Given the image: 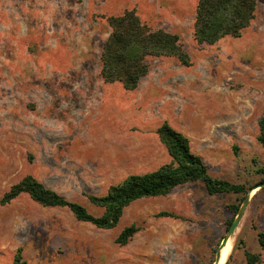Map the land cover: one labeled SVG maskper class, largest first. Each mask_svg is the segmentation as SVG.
Returning <instances> with one entry per match:
<instances>
[{
    "label": "rangeland",
    "instance_id": "374dc122",
    "mask_svg": "<svg viewBox=\"0 0 264 264\" xmlns=\"http://www.w3.org/2000/svg\"><path fill=\"white\" fill-rule=\"evenodd\" d=\"M255 1L254 20L239 38L199 45L192 34L197 0H0V199L31 176L99 216L87 195H104L127 176L170 161L155 134L164 122L187 137L211 177L248 193L264 180V147L256 140L264 110V0ZM125 11L176 34L191 66L147 58L136 89L104 83L107 18ZM245 194L208 195L202 183H186L132 202L114 228L98 229L22 193L0 204V264H13L18 249L26 264H212L235 216L228 206H240ZM132 224L136 234L115 244ZM259 233L264 188L251 192L219 264H245V253L264 264Z\"/></svg>",
    "mask_w": 264,
    "mask_h": 264
},
{
    "label": "trees",
    "instance_id": "16d2710c",
    "mask_svg": "<svg viewBox=\"0 0 264 264\" xmlns=\"http://www.w3.org/2000/svg\"><path fill=\"white\" fill-rule=\"evenodd\" d=\"M255 11V0H197L193 40L199 45H212L225 37L239 38L254 20ZM107 24L110 34L100 53V76L104 83H118L128 91L136 89L140 79L149 70L147 58L169 57L176 59L182 66H191L190 58L176 34L150 29L134 11L111 16L107 18ZM258 127L256 140L264 147V110ZM155 134L170 161L153 171L127 176L120 183L111 185L104 195H87L89 204L102 209L99 216H93L83 206L67 201L31 176H25L12 185L2 195L0 204H9L25 193L41 206L68 209L79 222L91 224L98 229H112L117 225L124 209L132 202L168 195L176 187L186 183H202L208 195L245 194L242 185L211 177L203 159L191 152L189 140L182 133L164 122L156 129ZM238 206L230 205L228 209L236 214ZM158 216L172 215L159 213ZM231 222L232 220L227 223V229ZM138 230L134 224L124 227L114 243L119 246L127 244ZM257 242L260 250L264 251V233L257 235ZM259 263V254L245 253V264ZM13 264H26L21 258L20 249L14 255Z\"/></svg>",
    "mask_w": 264,
    "mask_h": 264
},
{
    "label": "water",
    "instance_id": "95a60500",
    "mask_svg": "<svg viewBox=\"0 0 264 264\" xmlns=\"http://www.w3.org/2000/svg\"><path fill=\"white\" fill-rule=\"evenodd\" d=\"M264 188V180L255 184L248 193L245 194L244 198L242 199V202L234 216V218L232 219L231 224L229 225L228 229L226 230L223 238L221 239V242L215 252V256H214V260L212 262V264H218L220 259H221V254H220V250L225 246L227 240L232 237V235L234 234L235 230L237 229L240 220L242 219V216L244 214V211L248 205L249 202V198H250V194L252 192V194L259 190V189H263Z\"/></svg>",
    "mask_w": 264,
    "mask_h": 264
},
{
    "label": "bare ground",
    "instance_id": "6f19581e",
    "mask_svg": "<svg viewBox=\"0 0 264 264\" xmlns=\"http://www.w3.org/2000/svg\"><path fill=\"white\" fill-rule=\"evenodd\" d=\"M250 195H251V194H250ZM227 241H228V240H227ZM226 243H227V242H226ZM225 246H226V244H225ZM225 246L220 250V254H221V256L225 254V252H222V250L225 248ZM223 253H224V254H223ZM224 258H225V257H224ZM220 260H221V259H220ZM225 262H226V261H225ZM219 263H220V261H219ZM219 263H218V264H219ZM224 264H225V263H224Z\"/></svg>",
    "mask_w": 264,
    "mask_h": 264
}]
</instances>
